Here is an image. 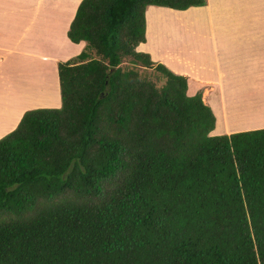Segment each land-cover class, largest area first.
Wrapping results in <instances>:
<instances>
[{
	"label": "trees",
	"instance_id": "16d2710c",
	"mask_svg": "<svg viewBox=\"0 0 264 264\" xmlns=\"http://www.w3.org/2000/svg\"><path fill=\"white\" fill-rule=\"evenodd\" d=\"M205 5L80 2L60 108L0 139V264H264V129L211 136L187 79L136 51L148 6Z\"/></svg>",
	"mask_w": 264,
	"mask_h": 264
},
{
	"label": "crops",
	"instance_id": "0c3cea01",
	"mask_svg": "<svg viewBox=\"0 0 264 264\" xmlns=\"http://www.w3.org/2000/svg\"><path fill=\"white\" fill-rule=\"evenodd\" d=\"M82 0H0V139L26 111L61 106L58 63L79 55L67 31ZM136 51L187 79L215 117L211 136L264 129V0L148 6Z\"/></svg>",
	"mask_w": 264,
	"mask_h": 264
},
{
	"label": "rangeland",
	"instance_id": "374dc122",
	"mask_svg": "<svg viewBox=\"0 0 264 264\" xmlns=\"http://www.w3.org/2000/svg\"><path fill=\"white\" fill-rule=\"evenodd\" d=\"M122 67L126 68L127 64H123ZM144 74L147 78H149L151 81H153L157 86H161L162 81L158 75H156L152 71H146V72H144Z\"/></svg>",
	"mask_w": 264,
	"mask_h": 264
}]
</instances>
